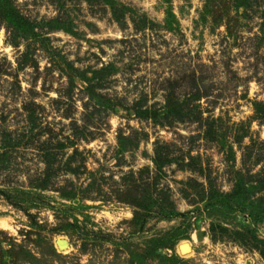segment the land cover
<instances>
[{
  "label": "rangeland",
  "instance_id": "rangeland-1",
  "mask_svg": "<svg viewBox=\"0 0 264 264\" xmlns=\"http://www.w3.org/2000/svg\"><path fill=\"white\" fill-rule=\"evenodd\" d=\"M56 2L0 0V264H264V213L203 203L264 175V0ZM156 145L168 218L123 191Z\"/></svg>",
  "mask_w": 264,
  "mask_h": 264
},
{
  "label": "trees",
  "instance_id": "trees-1",
  "mask_svg": "<svg viewBox=\"0 0 264 264\" xmlns=\"http://www.w3.org/2000/svg\"><path fill=\"white\" fill-rule=\"evenodd\" d=\"M53 2L57 3L56 0H52ZM249 0H232L233 8L242 7L245 8L249 5ZM111 6H113L111 4ZM116 14L115 10H113V15H115L116 19H120L121 15ZM0 18L6 21L9 24V27L13 30H23L22 19L20 16L12 11H0ZM61 27L55 24L52 26V29H60ZM63 30L67 31L66 28H62ZM104 67L94 70L90 77L85 75H81L83 80L88 83L87 90L92 92L93 88L96 87L100 78L104 75L102 73ZM95 81V83H91V81ZM255 111L259 114L264 120V108L261 107V103L255 102ZM201 119H199L200 122ZM135 132H131L128 134H124L123 132H119L116 136V150L118 152H124L132 147H136L137 145V138L134 135ZM77 135V134H76ZM64 142L57 141L55 148L63 147ZM166 146V143H162ZM264 145V142L262 141ZM164 146H154L153 156L151 157V161L153 163V174L149 175L151 177L152 182L147 180H143V174L151 171L148 167H143V171L135 173L134 171H130V177L126 180V188L123 189L125 193H130L131 198H129L131 202L138 203V198L141 197L144 202V208L148 213H151L154 207L160 206L158 210V214L162 217H171L172 215L176 214L174 209L173 202L167 198V196H163L162 188H158L157 182L160 174L164 172L163 167L165 164L170 163L172 160L171 158H167L168 154H170L167 149H164ZM76 150L72 154H69L67 157V164L70 163L71 159L74 156ZM56 154L53 153L52 150L46 149L43 152V161L46 164V170L44 176L48 178V171L52 169L53 165L56 162ZM189 165L190 162H184V165ZM72 169V168H68ZM146 170V171H145ZM74 171V169H73ZM152 172V171H151ZM264 187V175L260 176L258 174H249L248 178H244L241 174L237 175L234 179L232 184L231 190L228 192L222 193L217 192L213 197L205 200L204 207H218L222 210H226L229 212L239 211L243 213H247V215L251 217H260L262 213H264V198L262 200L260 197H257V191H260L261 187ZM44 187V186H43ZM46 187V186H45ZM44 187V188H45ZM73 188H70L68 191H63L61 194L63 196H71ZM253 197V198H252ZM140 198V199H141ZM169 203L167 206H163L161 204Z\"/></svg>",
  "mask_w": 264,
  "mask_h": 264
},
{
  "label": "bare ground",
  "instance_id": "bare-ground-1",
  "mask_svg": "<svg viewBox=\"0 0 264 264\" xmlns=\"http://www.w3.org/2000/svg\"><path fill=\"white\" fill-rule=\"evenodd\" d=\"M182 249L188 251V244H183V245H182Z\"/></svg>",
  "mask_w": 264,
  "mask_h": 264
}]
</instances>
